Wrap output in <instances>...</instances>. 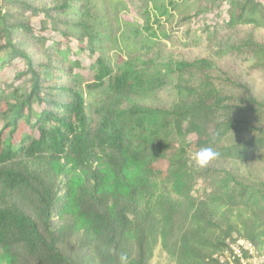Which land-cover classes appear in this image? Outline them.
<instances>
[{
    "label": "trees",
    "instance_id": "obj_1",
    "mask_svg": "<svg viewBox=\"0 0 264 264\" xmlns=\"http://www.w3.org/2000/svg\"><path fill=\"white\" fill-rule=\"evenodd\" d=\"M69 6L58 9L66 14ZM26 8L37 12L26 2L0 0V69L21 58L28 75L24 91L0 87V264H149L156 242L178 264H216L214 255L236 239L264 257V178L218 165L264 150V100L252 86L204 58L159 68L148 57L115 69L101 46L108 34L85 20L73 24L88 37L79 50L100 56L86 75L76 72L72 84L59 85L48 51L46 64H35L14 38L18 31L33 34L31 25L14 22ZM226 12L228 28H264V0H227ZM242 46L248 50L240 56L253 59L252 71L264 79V44L249 38L235 48ZM56 47V59L77 63ZM213 67L217 75L209 76ZM173 74L200 80L177 86L168 107L136 100L120 108L123 99L147 96ZM105 86L115 98L93 128L84 95ZM204 147L218 155L199 168L187 153ZM33 159L72 161L82 177L64 188L42 169L30 170ZM257 160L264 164V156ZM199 181L206 186L193 196Z\"/></svg>",
    "mask_w": 264,
    "mask_h": 264
},
{
    "label": "rangeland",
    "instance_id": "obj_2",
    "mask_svg": "<svg viewBox=\"0 0 264 264\" xmlns=\"http://www.w3.org/2000/svg\"><path fill=\"white\" fill-rule=\"evenodd\" d=\"M19 1L28 3L37 12L26 8L23 15L14 20V22L29 24L33 28V34L18 31L14 33V38L21 48L30 55L35 64H46L48 61L46 52L48 51L56 67L50 76L56 78V83L59 85L72 84L71 78L76 72L86 75L89 72V66L100 56L99 52L89 53L87 50H79L80 46L88 44V37L85 36L82 28L73 24L78 20H85L88 26L97 29L99 35L108 34L101 46L105 49L103 55L115 69L132 61H144L148 57L156 60L154 65L159 64V68L167 62L204 58L220 68V73L226 72L224 76L249 83L254 95L264 100L263 73L259 70L252 71L253 59H247L244 55L240 56L242 50H248L247 47L235 48L249 38L264 44V28L252 25L226 27L227 0ZM64 4L70 5L69 7L72 9L66 14L61 13L58 9ZM74 8H81L78 10L81 14L76 13ZM164 8L167 13L160 14ZM10 10L16 11L17 9ZM65 22H69V25H65ZM147 26L148 29H145ZM64 33H67V36ZM52 43L57 44L60 51L68 49V57L72 60L76 59L77 63L63 64L61 58L56 59L54 53L56 46H52ZM216 67L206 71L209 76L217 75ZM25 69V62L21 58L7 62L0 69L1 89L9 92L11 84L20 85L19 88L23 89L22 87L27 85L23 81L28 77L24 72ZM153 69L151 65L150 70ZM164 80L162 88L147 96H139L138 99L135 97L129 100L123 99L120 108H126L131 101L136 100H141L142 103L150 106L168 107L174 102L177 86L196 84L200 77L199 74H196L195 77L184 75L183 78H180L173 74L172 78L169 75ZM226 92L232 94L228 89ZM84 96L88 117L95 128L103 117L102 110L109 107L108 105L114 100L115 95L105 86L99 90L85 92ZM57 99L63 100L62 97H57ZM3 100L0 96V102ZM192 139H194V134L191 133L187 140ZM194 153L190 151L187 153L191 160H193ZM263 156L264 150L257 152L256 156H249L236 165L229 162L218 163V165L226 168L233 167L236 170L238 168V172L242 176L250 179H263L264 164L257 160ZM27 165L30 170L42 169L45 174L53 177L64 188L71 186L75 179L82 177L81 171L72 161H61L59 166H54L46 159H33L28 161ZM205 186L203 181H199L193 188V196L200 195ZM56 222L58 223L57 220ZM233 237H235L234 234ZM149 264L178 263L169 257L156 242L152 248Z\"/></svg>",
    "mask_w": 264,
    "mask_h": 264
},
{
    "label": "built area",
    "instance_id": "obj_3",
    "mask_svg": "<svg viewBox=\"0 0 264 264\" xmlns=\"http://www.w3.org/2000/svg\"><path fill=\"white\" fill-rule=\"evenodd\" d=\"M216 264H264L251 243L245 239L227 240L225 247L214 255Z\"/></svg>",
    "mask_w": 264,
    "mask_h": 264
},
{
    "label": "clouds",
    "instance_id": "obj_4",
    "mask_svg": "<svg viewBox=\"0 0 264 264\" xmlns=\"http://www.w3.org/2000/svg\"><path fill=\"white\" fill-rule=\"evenodd\" d=\"M218 153L211 147H204L195 152L192 156L195 165L199 168L206 167L212 160L217 157Z\"/></svg>",
    "mask_w": 264,
    "mask_h": 264
}]
</instances>
